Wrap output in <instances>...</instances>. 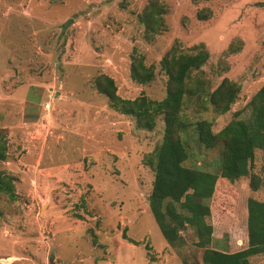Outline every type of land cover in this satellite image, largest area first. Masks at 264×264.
<instances>
[{
  "label": "rangeland",
  "instance_id": "1",
  "mask_svg": "<svg viewBox=\"0 0 264 264\" xmlns=\"http://www.w3.org/2000/svg\"><path fill=\"white\" fill-rule=\"evenodd\" d=\"M146 2L0 0V175L11 178L13 193L0 192V264H199L192 230H180L182 242L169 245L148 209L153 172L145 158L161 141V116L154 115L151 130L138 127L93 79L109 76L123 99L159 100L164 52L174 42L183 52L202 43L208 57L187 86L199 78L212 90L225 77L239 92L225 113L196 101L184 102L181 113L208 120L217 132L248 115L246 103L264 83V0H161L166 28L150 39L136 18ZM200 9L209 10L207 19L196 18ZM132 52L152 65L150 82L130 79ZM180 136L185 166L218 170L220 144L203 148L191 127ZM250 171L261 178L255 191L248 175L216 180L209 247H245V200H264L261 150H254ZM249 260L264 264V254Z\"/></svg>",
  "mask_w": 264,
  "mask_h": 264
},
{
  "label": "trees",
  "instance_id": "2",
  "mask_svg": "<svg viewBox=\"0 0 264 264\" xmlns=\"http://www.w3.org/2000/svg\"><path fill=\"white\" fill-rule=\"evenodd\" d=\"M165 12L161 0H147L137 13V21L142 25L146 39L165 30L162 17ZM209 14L208 9H200L195 16L204 20ZM190 49L192 52H183L174 42L160 58L159 67L166 79L165 94L159 100L143 95L133 99L120 98L112 78L107 75L94 77L93 84L112 108L132 116L142 129H152L154 115L162 118L161 141L148 153L145 164L153 172L148 209L167 244L173 246L182 242L179 231L189 227L195 237L193 244L201 251L199 264H250V257L264 254V200L246 198L243 207L246 244L234 251H229L225 244L209 247L213 240L212 226L206 219L210 215L208 201L218 178L234 180L248 175V187L252 191L261 184V178L250 171V167L254 150L264 153V83L247 101V116L232 118L217 132H212L208 120L189 121L182 115L184 102L196 101L200 107L207 104L214 113L222 114L236 99L239 85L223 77L212 90H204L199 78L194 79L193 87H188L187 80L192 79V71L198 70L208 57L202 43L194 44ZM228 51H233L231 44ZM143 60L142 54L132 52L130 55L129 77L141 85L154 77L152 65H145ZM189 127L196 131L195 140L203 148L221 145L216 172L184 165L188 155L180 132ZM4 159V138L0 135V161ZM0 192L13 197L10 177L0 175ZM121 237L130 241L123 230Z\"/></svg>",
  "mask_w": 264,
  "mask_h": 264
},
{
  "label": "water",
  "instance_id": "3",
  "mask_svg": "<svg viewBox=\"0 0 264 264\" xmlns=\"http://www.w3.org/2000/svg\"><path fill=\"white\" fill-rule=\"evenodd\" d=\"M147 200H148V197H147Z\"/></svg>",
  "mask_w": 264,
  "mask_h": 264
},
{
  "label": "built area",
  "instance_id": "4",
  "mask_svg": "<svg viewBox=\"0 0 264 264\" xmlns=\"http://www.w3.org/2000/svg\"><path fill=\"white\" fill-rule=\"evenodd\" d=\"M45 106H47V105H45Z\"/></svg>",
  "mask_w": 264,
  "mask_h": 264
}]
</instances>
